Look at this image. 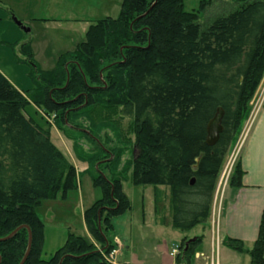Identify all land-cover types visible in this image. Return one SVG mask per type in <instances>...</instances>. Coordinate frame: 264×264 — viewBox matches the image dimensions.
<instances>
[{"label":"trees","instance_id":"trees-1","mask_svg":"<svg viewBox=\"0 0 264 264\" xmlns=\"http://www.w3.org/2000/svg\"><path fill=\"white\" fill-rule=\"evenodd\" d=\"M215 1L204 0L189 12L185 0H123L118 18L90 26L85 40L52 71L40 70L30 42L22 44L21 62L31 66L32 90L20 92L0 72V240L28 226L33 245L25 264H114L102 254L115 250L102 232L112 234L114 219L132 210L123 188L127 171H119L125 148L110 147L108 132L105 142L98 136L109 124L121 132L112 122L115 116L130 121L136 140L130 178L134 186L154 188L157 216L164 200L159 189L169 190L170 222L164 217L162 224L190 232L211 217L220 176L264 78V0L233 2L232 11L201 24ZM32 105L55 115L63 133L73 117H83L89 126L77 122L80 129L74 130L83 134L86 128L98 136L88 134L95 142L90 158L78 155L81 144L71 139L102 192L84 214L94 242L70 233L48 261L42 259L44 223L37 209L77 190L78 174L52 142L51 129L26 117ZM219 108L225 112L223 133L209 147L207 127ZM242 177L237 162L228 185L241 186ZM28 240V230L21 229L0 241L1 264H20ZM226 244L246 252L242 242ZM195 253L194 247L181 246L177 264H192ZM249 254L253 264H264V217Z\"/></svg>","mask_w":264,"mask_h":264},{"label":"crops","instance_id":"crops-1","mask_svg":"<svg viewBox=\"0 0 264 264\" xmlns=\"http://www.w3.org/2000/svg\"><path fill=\"white\" fill-rule=\"evenodd\" d=\"M5 1L44 0H0V2L6 6V4H4ZM218 1L233 3L242 0ZM4 68L3 64L0 63V72L17 90H19L17 83L13 82L4 72ZM263 82L264 78L260 88L262 87ZM19 91L24 92L22 90ZM256 97L257 95L255 98ZM257 107L256 117L250 128L246 142L242 147V151L239 156L236 157L237 159L232 165L229 174L227 172V176H225L226 188L221 192V189L217 186V194H215L218 195L222 193V197L219 199L218 195L216 199L214 198L211 217L206 222L197 225L191 230L192 232L197 227L209 222L210 229L206 236H201V234H196L194 236L178 235V239L171 242L164 238L162 232H158L156 235L152 233L150 229H147V231L143 229V231L127 233L126 231H123L122 227L119 228L116 225V219L124 218L127 215L125 214L114 219L115 229L112 233L121 243V246L118 249V254L116 255V261L118 264H177V257L173 258L171 252L174 247L179 246H184L186 251H188L190 247H194L196 253L192 264H210L211 257H214L219 264H253L249 252L254 249V246L259 239L260 228L264 217V99L259 100ZM252 108H256L255 104L251 105V109ZM247 122L248 119L243 126L241 134L245 129ZM54 133L61 138L64 149L58 147L56 144L55 146L66 155L76 168L78 174V189L69 192L66 199L43 201L37 209V213L44 223L42 259L46 261L50 260L51 257L64 246L70 233L93 241L86 222L84 225V231L80 233L76 232L63 210H65V208L71 209L72 214L79 211L85 220V212L102 197L101 190L93 184L92 176L88 172V164L81 161L77 156L74 150L73 141L68 140V143H66L57 128L52 132V137ZM239 138L236 145L231 150V157L234 156L235 147L238 144ZM237 162H240L243 170L242 182L239 187H231L228 185V181ZM83 181L86 184L85 189L83 188ZM133 187L137 188L136 190L140 189L138 192L141 205L140 213L138 214H140L139 218L141 219L142 227L146 228L147 222L156 227L159 226L160 229L165 227L161 222V216L159 220H157L154 189L151 187L144 188L134 185ZM123 188L127 195L124 185ZM89 192H92L90 197L88 196ZM42 211L45 213L44 218L41 216ZM167 218L170 222V213H168ZM168 227L172 228L171 225H168ZM140 236H143V238L139 239ZM230 240L242 242L246 252L239 253L231 249L226 244Z\"/></svg>","mask_w":264,"mask_h":264},{"label":"rangeland","instance_id":"rangeland-1","mask_svg":"<svg viewBox=\"0 0 264 264\" xmlns=\"http://www.w3.org/2000/svg\"><path fill=\"white\" fill-rule=\"evenodd\" d=\"M122 2L123 0L5 1L4 4H6V6L0 2V63L3 64V68L5 66L4 72L11 78L13 82L17 83V87L19 88V90H22L24 92L32 90L35 84L29 77L32 70L31 66L24 62H21V60L25 59L20 53V47L22 44L30 42V48L34 54V64L40 70L52 71L57 67L59 60L63 55L67 54L68 52L74 51L77 45L85 40L86 33L89 30L90 26L96 24L100 20H105L108 18L117 19L121 12ZM201 2L202 1L187 0L185 1V9L189 12L196 11L200 8ZM230 4L231 2L227 3L226 1H215V3L206 10V13L201 15L199 20L200 23L205 24L219 14L227 12L229 13L230 11H232L229 6ZM91 84L93 83L91 82ZM256 95L257 97H254L251 105L257 104V102L264 96V82L262 84V87H259ZM253 108L251 109L250 116L254 110ZM24 113L26 117L33 118L45 129H51V134L57 128L55 126V115H46L44 112L40 111L33 105L28 107ZM83 120H85V118L83 117H73L71 126V121L68 118V123L70 124H67L69 125L68 127L66 126L63 128L64 133L57 129L66 143H68V140L70 141L71 139L75 138L79 140L81 146H79L80 149L77 148L78 155L82 154L83 156L85 155L84 157L90 158V154L94 153L95 146L93 145L95 142H92V137L89 136L90 134L94 135L95 137L99 136L100 139L102 137L103 139L104 133L108 132L107 134L112 139L111 143L108 142L109 145H112L110 147L118 146L121 148H125L126 152L122 156V169H119V171H127V173L124 174L125 176H123V185L125 186L126 193L130 198L132 210L128 212L124 218L116 219V225L119 228L122 227L123 231H126L127 233L133 231H143V229L145 231H147V229H150L151 232L156 235L158 234V232H162L164 238L170 240L171 242L177 240L178 235L194 236L196 234H201V236H206L208 230L210 229L209 222L197 227L192 232H181L175 229L174 231L173 228L168 227V225H165V227L160 229L159 226L156 227L149 222H147L146 228H143L141 219L139 218L140 214H138L140 213L141 205L138 192L140 189L136 190L137 188L133 187L130 178L133 169L130 171V169L128 168L129 163H131V161L133 160L136 146L134 135L130 133V128L132 129V127H130L129 119H121V117L115 116V118L112 119V122L115 123L116 126H120L121 132L118 133L119 130L109 124L102 127L104 129H101V135L98 136L97 131L93 132L92 130H88L89 132H85L87 131L86 128H81L85 129L82 130L83 134H81L82 132L74 130L80 129L79 127H77V122L80 123ZM82 124L89 126L90 123L82 122ZM69 128H71L72 130H70ZM94 129L97 130V128ZM122 132L126 134L122 135ZM127 136L130 137L129 141H127V139H129ZM51 139L54 144L64 149V146H62V140L59 136L54 133L53 137L51 136ZM103 141L105 142V139H103ZM124 141H126V143ZM241 151L242 149L238 151L237 144V146L235 147L234 156L238 157ZM232 157L230 160H232ZM229 159H227L225 163V167L220 176L218 184V188L221 189V192L222 190H224V188H226V178H223V174L225 172V169L228 167V164L230 163ZM124 165L125 168L123 169ZM83 185V188L85 189L86 184L84 181ZM159 191L161 192L162 199H164L162 202L163 210L160 213V216L163 219L164 217L167 218L169 213V190L166 188H160ZM91 193L92 192L88 193L89 197ZM216 194L215 199L216 197H218V195L219 199L222 197V193L218 195ZM63 211L68 216L71 226L74 230H76V232L80 233L84 231L85 220L83 219L81 212L76 211L72 214L71 209L67 208H65V210ZM41 216L42 218H44L45 216V213L43 211L41 213ZM160 216H157V220H159ZM102 234L108 241L112 242L115 247V250H113L115 255L114 258L109 259L111 261L107 262L118 264L116 261V255L118 254V249L121 246L119 239L109 232L107 234L102 232ZM141 238H143V236L139 237V239ZM97 247V251H103L102 249H100L101 246L98 245ZM175 248L177 247H174V249ZM102 254L105 253L102 252Z\"/></svg>","mask_w":264,"mask_h":264},{"label":"water","instance_id":"water-1","mask_svg":"<svg viewBox=\"0 0 264 264\" xmlns=\"http://www.w3.org/2000/svg\"><path fill=\"white\" fill-rule=\"evenodd\" d=\"M224 115H225L224 110L222 108H219L215 117L208 124V127H207V145L209 147L215 146L218 143L221 134L223 133ZM100 222H101V220H100ZM21 229H27L28 233H29L27 252H26L22 262L20 263V264H25L27 262L29 256H30V254H31L32 245H33V235H32V232L28 226L20 227L19 229L14 231L12 234H10L7 238L0 240V241H8V240L13 239ZM1 261H2V259L0 256V264H1Z\"/></svg>","mask_w":264,"mask_h":264},{"label":"built area","instance_id":"built-area-1","mask_svg":"<svg viewBox=\"0 0 264 264\" xmlns=\"http://www.w3.org/2000/svg\"><path fill=\"white\" fill-rule=\"evenodd\" d=\"M262 99H264V96H263L260 100H262ZM258 102H259V101H258ZM258 102H257V104H255L256 108L253 110V112H252L250 118L248 119V122H247V124H246V127H245V129L243 130V132H242V134H241V136H240V139H239V142H238V151H240V150L242 149V147H243V145L245 144L246 139H247V137H248V135H249L250 128H251L252 123H253V121H254V119H255V117H256V112H257V109H258V107H257ZM236 159H237L236 156H233V157H232V160H231L230 163L228 164V167L225 169V172H224V174H223V178H224L225 176H227V172H228V174H229L230 169H231L232 165L235 163ZM231 163H232V164H231ZM179 252H180V248L177 247V248H175V249L173 250V252L171 253V256H172L173 258H175V257L179 254ZM114 256H115V255H114V251L111 252V253L108 254V255H107V254H104V257H105L106 261H111V260H109V259H113ZM210 264H219V263L215 260L214 257H211V259H210Z\"/></svg>","mask_w":264,"mask_h":264}]
</instances>
